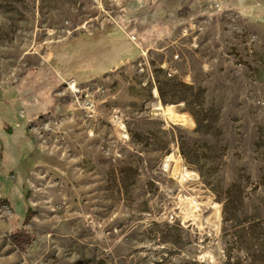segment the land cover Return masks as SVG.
I'll use <instances>...</instances> for the list:
<instances>
[{
  "label": "rangeland",
  "instance_id": "1",
  "mask_svg": "<svg viewBox=\"0 0 264 264\" xmlns=\"http://www.w3.org/2000/svg\"><path fill=\"white\" fill-rule=\"evenodd\" d=\"M216 1L0 0V264H264V0Z\"/></svg>",
  "mask_w": 264,
  "mask_h": 264
},
{
  "label": "built area",
  "instance_id": "2",
  "mask_svg": "<svg viewBox=\"0 0 264 264\" xmlns=\"http://www.w3.org/2000/svg\"><path fill=\"white\" fill-rule=\"evenodd\" d=\"M211 1H215V5H218V2L216 0H211ZM176 57H178V55H176ZM177 157L178 158H176L173 153L170 154L169 156H167L166 159H165V162H164V167L169 168L171 164L175 165L176 162L178 161L180 163L179 167L181 169L182 174H184L186 176V179L193 180L194 176H193L192 173H194V172L189 170L187 164L184 162V160H183V158H182V156L180 154H177ZM192 203L196 204L197 203V199L193 198L192 199Z\"/></svg>",
  "mask_w": 264,
  "mask_h": 264
},
{
  "label": "bare ground",
  "instance_id": "3",
  "mask_svg": "<svg viewBox=\"0 0 264 264\" xmlns=\"http://www.w3.org/2000/svg\"><path fill=\"white\" fill-rule=\"evenodd\" d=\"M74 86H75V84L70 83V88H71V89H72ZM167 113H169L173 118L177 119L178 121H179V120H180V121H185L184 116L175 113V111L173 112L172 109H171V110L168 109V110H167ZM169 114H168V115H169ZM185 118H186V117H185ZM186 120H189V119L187 118ZM185 123H186V122H185ZM187 123H188V121H187Z\"/></svg>",
  "mask_w": 264,
  "mask_h": 264
},
{
  "label": "trees",
  "instance_id": "4",
  "mask_svg": "<svg viewBox=\"0 0 264 264\" xmlns=\"http://www.w3.org/2000/svg\"><path fill=\"white\" fill-rule=\"evenodd\" d=\"M3 200H0V203H2ZM29 220V215H27V218L25 219V223L26 221ZM18 238L15 240L18 244L22 245V241L24 240L23 235L19 232H17V234H15Z\"/></svg>",
  "mask_w": 264,
  "mask_h": 264
},
{
  "label": "crops",
  "instance_id": "5",
  "mask_svg": "<svg viewBox=\"0 0 264 264\" xmlns=\"http://www.w3.org/2000/svg\"><path fill=\"white\" fill-rule=\"evenodd\" d=\"M199 1H207V0H199Z\"/></svg>",
  "mask_w": 264,
  "mask_h": 264
}]
</instances>
